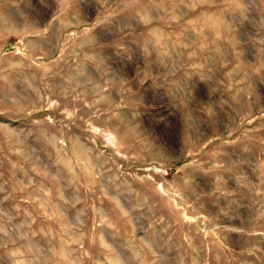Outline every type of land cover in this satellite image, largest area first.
Masks as SVG:
<instances>
[{
	"label": "rangeland",
	"instance_id": "rangeland-1",
	"mask_svg": "<svg viewBox=\"0 0 264 264\" xmlns=\"http://www.w3.org/2000/svg\"><path fill=\"white\" fill-rule=\"evenodd\" d=\"M0 264H264V0H0Z\"/></svg>",
	"mask_w": 264,
	"mask_h": 264
}]
</instances>
